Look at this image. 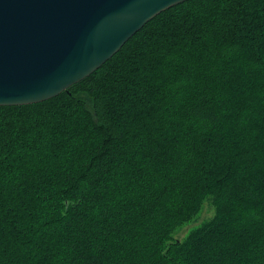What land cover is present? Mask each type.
I'll return each mask as SVG.
<instances>
[{
	"label": "trees",
	"instance_id": "trees-1",
	"mask_svg": "<svg viewBox=\"0 0 264 264\" xmlns=\"http://www.w3.org/2000/svg\"><path fill=\"white\" fill-rule=\"evenodd\" d=\"M0 264H264V0L180 4L0 107Z\"/></svg>",
	"mask_w": 264,
	"mask_h": 264
},
{
	"label": "water",
	"instance_id": "water-1",
	"mask_svg": "<svg viewBox=\"0 0 264 264\" xmlns=\"http://www.w3.org/2000/svg\"><path fill=\"white\" fill-rule=\"evenodd\" d=\"M191 0H0V107L53 99Z\"/></svg>",
	"mask_w": 264,
	"mask_h": 264
},
{
	"label": "rangeland",
	"instance_id": "rangeland-1",
	"mask_svg": "<svg viewBox=\"0 0 264 264\" xmlns=\"http://www.w3.org/2000/svg\"><path fill=\"white\" fill-rule=\"evenodd\" d=\"M214 215L215 207L211 200H207L203 205L199 215L191 223L183 225L182 228L176 233V238L181 240L184 239L192 229L197 228L203 223L209 221L214 217Z\"/></svg>",
	"mask_w": 264,
	"mask_h": 264
}]
</instances>
